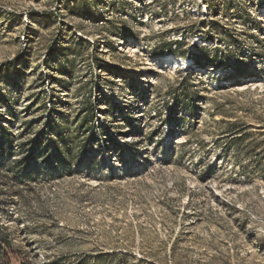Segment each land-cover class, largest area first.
<instances>
[{
    "label": "rangeland",
    "instance_id": "374dc122",
    "mask_svg": "<svg viewBox=\"0 0 264 264\" xmlns=\"http://www.w3.org/2000/svg\"><path fill=\"white\" fill-rule=\"evenodd\" d=\"M0 264H264V0H0Z\"/></svg>",
    "mask_w": 264,
    "mask_h": 264
},
{
    "label": "trees",
    "instance_id": "16d2710c",
    "mask_svg": "<svg viewBox=\"0 0 264 264\" xmlns=\"http://www.w3.org/2000/svg\"><path fill=\"white\" fill-rule=\"evenodd\" d=\"M120 36H124L123 34H120ZM133 40H135L137 38L136 35H133V37H131ZM126 40H129V39H126ZM126 42V41H125ZM181 47H182V43L180 42H172V43H169L167 46H166V49H165V53H169L171 55H174V54H183L184 56H188V53L187 52H182L181 51ZM101 66H104V64H101ZM103 67H99V70H102ZM93 114V117H94V112L92 113Z\"/></svg>",
    "mask_w": 264,
    "mask_h": 264
},
{
    "label": "bare ground",
    "instance_id": "6f19581e",
    "mask_svg": "<svg viewBox=\"0 0 264 264\" xmlns=\"http://www.w3.org/2000/svg\"><path fill=\"white\" fill-rule=\"evenodd\" d=\"M123 41V40H122ZM173 64H175V66L173 67V69H180L182 67H180L181 65H183V67H186V60H184L183 62H178L176 61V59L173 61Z\"/></svg>",
    "mask_w": 264,
    "mask_h": 264
}]
</instances>
